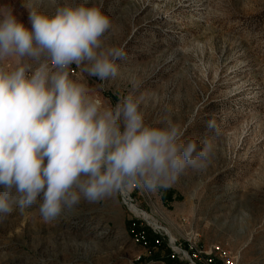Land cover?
Masks as SVG:
<instances>
[{
  "label": "rangeland",
  "instance_id": "1",
  "mask_svg": "<svg viewBox=\"0 0 264 264\" xmlns=\"http://www.w3.org/2000/svg\"><path fill=\"white\" fill-rule=\"evenodd\" d=\"M4 3L30 26L26 0ZM103 11L111 19L105 44L125 53L120 75L101 82L73 66L74 78L113 105L138 81L147 122L168 116L185 138H209L213 154L167 190L129 186L52 223L35 206L13 212L0 221V264H162L166 228L181 245L194 233L202 248L231 250L237 264H264V0H103ZM132 221L161 244H134Z\"/></svg>",
  "mask_w": 264,
  "mask_h": 264
},
{
  "label": "clouds",
  "instance_id": "2",
  "mask_svg": "<svg viewBox=\"0 0 264 264\" xmlns=\"http://www.w3.org/2000/svg\"><path fill=\"white\" fill-rule=\"evenodd\" d=\"M26 0L28 24L0 4V221L35 206L45 223L139 185L167 190L213 154L165 116L146 121L139 82L116 104L73 66L101 82L120 75L122 49L107 46L103 0ZM208 128L215 127L208 121Z\"/></svg>",
  "mask_w": 264,
  "mask_h": 264
},
{
  "label": "built area",
  "instance_id": "3",
  "mask_svg": "<svg viewBox=\"0 0 264 264\" xmlns=\"http://www.w3.org/2000/svg\"><path fill=\"white\" fill-rule=\"evenodd\" d=\"M123 191L124 189L121 190L122 195L128 194H124ZM129 232L131 241L144 249L150 250L161 243V240L155 237L151 245L146 229L135 221L130 223ZM183 239L182 245L176 243L174 239H169L167 259L174 260L177 264H237V255L218 243H210L206 248H202L197 244L194 233H188Z\"/></svg>",
  "mask_w": 264,
  "mask_h": 264
},
{
  "label": "trees",
  "instance_id": "4",
  "mask_svg": "<svg viewBox=\"0 0 264 264\" xmlns=\"http://www.w3.org/2000/svg\"><path fill=\"white\" fill-rule=\"evenodd\" d=\"M162 197H163L165 200H170L171 197H172V195H171V193H170L169 191H163V193H162ZM146 235H147V238H148L149 242L151 243V245H153V243H154V239H155V236L152 235L151 233L149 234L147 230H146ZM160 244H161V243H160ZM160 244H159V245H160ZM166 250H167V253H168V250H169V249H168L167 246H166ZM166 260L171 261V264H177L174 260H170V259H167V258H166Z\"/></svg>",
  "mask_w": 264,
  "mask_h": 264
},
{
  "label": "bare ground",
  "instance_id": "5",
  "mask_svg": "<svg viewBox=\"0 0 264 264\" xmlns=\"http://www.w3.org/2000/svg\"><path fill=\"white\" fill-rule=\"evenodd\" d=\"M123 193L125 194V191H123ZM130 206V209L134 212V213H136V214H140L141 216H143V218H146V219H150V215L147 213V212H145V211H143L142 209H139V208H137L135 205H133V204H130L129 205ZM152 221L154 222V225H156V221H155V219H152ZM152 223V222H151ZM166 231H167V233L169 234V236H170V240H173V236L171 235V233L169 232V230L166 228L165 229Z\"/></svg>",
  "mask_w": 264,
  "mask_h": 264
},
{
  "label": "crops",
  "instance_id": "6",
  "mask_svg": "<svg viewBox=\"0 0 264 264\" xmlns=\"http://www.w3.org/2000/svg\"><path fill=\"white\" fill-rule=\"evenodd\" d=\"M165 260V259H164ZM163 259H160V262L162 263V264H164V262H165V264H171V261H168V260H166V261H164Z\"/></svg>",
  "mask_w": 264,
  "mask_h": 264
}]
</instances>
